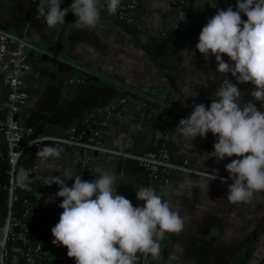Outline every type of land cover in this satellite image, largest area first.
I'll return each instance as SVG.
<instances>
[{"label":"crops","instance_id":"0c3cea01","mask_svg":"<svg viewBox=\"0 0 264 264\" xmlns=\"http://www.w3.org/2000/svg\"><path fill=\"white\" fill-rule=\"evenodd\" d=\"M44 2L40 5H46ZM181 5V0H139L136 26L118 22L97 5L101 13L97 27L76 30L72 13L63 24L50 29L42 17H37V9L29 8V0H0V27L24 35L33 44L28 50L31 68L23 79L28 99L19 114L22 125L31 130V136L25 139L36 137V133H67L82 115L119 102L125 96L123 89H128L139 95L126 96L129 100L110 126L107 143L114 149L138 154L159 144L165 111L153 104L166 101L177 114L171 121L174 134L169 141L173 162L187 159L193 169L204 174L175 173L165 185L152 181L132 159L96 154L91 166L93 176L97 175L96 168L115 171L117 194L124 195L133 206L144 203L137 200L135 189L151 184L184 218V228L179 233H165L159 241L158 258L151 257L146 264H264V192L247 203L229 202L226 194L232 181L225 165L236 157L204 160L202 156L214 150L213 134L191 141L175 131L179 120L192 111L193 103L210 105L224 78L235 82L230 73L215 71L214 56L205 59L195 48L207 20L218 8L235 7V0H185L184 17L174 26L173 16ZM55 43L61 47L60 59L74 71L40 58ZM224 58L228 60L226 54ZM212 74L215 79H211ZM184 87L192 88L196 95L184 96ZM239 88L245 103L253 99L251 85L241 84ZM7 93L0 76V114ZM255 103L259 107V102ZM150 108L147 116L145 110ZM46 146L56 148L59 155L42 157L39 153ZM73 154L71 149L43 141L30 145L17 165V173L26 170L32 181L36 206L47 225L44 244L48 250L67 248L52 243L51 228L63 211L58 206L63 198L54 196L58 185H44V181L63 175L66 169L74 175L77 167ZM5 167L4 140L0 137V223L7 201ZM209 173L215 179H210ZM66 183L71 186L73 181ZM49 197H54V202L46 203ZM135 264H141L138 258Z\"/></svg>","mask_w":264,"mask_h":264},{"label":"clouds","instance_id":"9594fccd","mask_svg":"<svg viewBox=\"0 0 264 264\" xmlns=\"http://www.w3.org/2000/svg\"><path fill=\"white\" fill-rule=\"evenodd\" d=\"M63 3L64 0H47L46 5L37 7V17H42L50 29L63 24L68 13L75 17L72 26L76 30L97 27L101 16L99 0H71L68 7H62ZM120 3L121 0H107L108 12L115 14ZM195 48L205 59L214 56L215 71L230 73L235 82L224 78L210 105L193 103L192 111L179 120L175 131L191 141L213 134L214 150L202 157L217 161L236 157L225 165L232 181L226 198L232 203H247L264 192V0H235V7L218 8L202 27ZM211 79H215L213 74ZM241 84L251 85L253 99L246 103ZM181 91L184 96L196 95L192 88ZM39 154L44 158L59 155L52 146ZM94 171L97 175L91 180L73 178L67 169L63 175L45 179L44 185L59 186L54 196L63 198L58 205L63 211L51 228L52 243L66 246L67 256L75 258V264H135L138 254L158 258L160 239L165 233H179L185 226L184 218L169 200L157 194L153 185L135 189L137 200L144 203L133 206L124 195L117 194L115 171ZM210 179L205 182L207 187ZM68 180L73 181L71 186ZM15 183L27 188L29 173L20 169ZM49 202H54V197L46 200Z\"/></svg>","mask_w":264,"mask_h":264},{"label":"built area","instance_id":"2783aa9c","mask_svg":"<svg viewBox=\"0 0 264 264\" xmlns=\"http://www.w3.org/2000/svg\"><path fill=\"white\" fill-rule=\"evenodd\" d=\"M41 1L47 0H29V7L35 10ZM71 0H68L70 5ZM139 0H121V3L115 14L110 13L118 22L129 26L138 25L137 6ZM98 5L107 11V0H99ZM67 7V6H63ZM68 13L66 16H69ZM184 17L182 10H177L173 16L172 25L177 26ZM33 44L24 35H16L0 27V76L8 93L3 112L0 114V137L4 140L6 153L5 167V189L7 201L5 213L0 224V257L3 258V264H9L14 259V264H75V258L67 256V250H48L41 240H33L29 231V225L19 219L13 212L12 204L16 200L15 177L17 174V165L24 151L30 145H39L43 141H51L58 147L68 148L74 151V163L77 171L73 175L81 176L83 180L94 179L92 173L93 157L96 154H107L122 158H128L136 161L139 167L145 171L152 181H160L167 185L175 173H193L203 175L202 171L193 169L188 160L180 163H174L169 150V141L174 131L171 121L175 118L174 114H163V123L160 133V142L156 147L146 149L138 154L125 152L110 147L107 143V137L110 126L116 116L125 109L129 97H122L119 102L105 108L92 110L87 115L91 119H84L82 122V134L76 136L75 125L71 127L65 136H46L37 135L30 139L31 130L22 125L19 114L25 106L28 93L24 88L23 79L31 66L28 61V50ZM163 110V107H159ZM150 112L152 109H149ZM85 135V137H83ZM211 133H208L210 136ZM27 204V201H24ZM27 213V211L25 212ZM32 221L36 225L37 234H40L45 222L37 213L30 214ZM13 241L19 242L25 247L20 254L11 253L9 244ZM43 255L45 257H43ZM151 256L138 254L141 264L149 262ZM49 262V263H47Z\"/></svg>","mask_w":264,"mask_h":264},{"label":"trees","instance_id":"16d2710c","mask_svg":"<svg viewBox=\"0 0 264 264\" xmlns=\"http://www.w3.org/2000/svg\"><path fill=\"white\" fill-rule=\"evenodd\" d=\"M181 3L183 5H181L180 9L183 10L184 9L183 7H185L184 6L185 0H181ZM63 6H67V7L69 6L68 0H64L62 7ZM180 9H178V10H180ZM123 93H124L123 95H125V96H130V95L137 96V95H139L137 92H133V91L128 90V89H123ZM146 101H148V100L146 99ZM148 105H151V102L148 103ZM153 107H158V108L163 107V109L166 113L174 114V115L176 114L175 110L166 104V101L164 102V104H160V105L159 104H153ZM90 112H88V113H90ZM145 113L147 116L150 115V110L146 109ZM87 118L91 119L92 116H90V115L88 116L86 113L78 119L76 124H79L81 126V128L78 130V132H74V134L76 136H79L82 134V131H83L82 122L84 119H87ZM83 137H85V135H83ZM149 149H151V148H149ZM15 193H16V200L12 204V209H13L14 214L19 219L23 220L24 222H26L29 225V231L33 237V240H41L44 243L46 236H47V225H46L45 219L43 218L42 214L38 210V207L36 206V199H35L34 194H33V184H32L31 179H30L29 186L27 188L22 189L16 185ZM25 200L27 201V204L24 203ZM26 211H27V213H25ZM31 213H37L38 216L43 220V222H45V226L43 227L40 234H37L36 225L34 224V222L31 219V216H30ZM9 248H10L11 253H13L14 255L20 254L25 249V247L23 245H21L19 242H16V241L11 242L9 244ZM43 257H45V256L43 255ZM47 263H49V262H47ZM9 264H14V259L10 260ZM53 264H57V263L54 262Z\"/></svg>","mask_w":264,"mask_h":264},{"label":"water","instance_id":"95a60500","mask_svg":"<svg viewBox=\"0 0 264 264\" xmlns=\"http://www.w3.org/2000/svg\"><path fill=\"white\" fill-rule=\"evenodd\" d=\"M49 50H50V52H43L41 54L40 58L42 60H48L49 62H51V63H53L55 65H58L60 67H64L66 69L68 68V69H70L72 71L75 70V68L73 66L69 65L68 63H66V62H64V61H62L60 59V56L62 54L60 52L61 47H60V44L59 43H55L52 46V48H49ZM75 127H76V130L77 131L81 128V126L79 124H76ZM36 134L38 135L39 133H36ZM65 134H66L65 131H63V130L62 131L57 130L55 132V135H51V136H59V137H62V136H65Z\"/></svg>","mask_w":264,"mask_h":264},{"label":"rangeland","instance_id":"374dc122","mask_svg":"<svg viewBox=\"0 0 264 264\" xmlns=\"http://www.w3.org/2000/svg\"><path fill=\"white\" fill-rule=\"evenodd\" d=\"M42 2H44V1H41L40 3H42ZM45 3V2H44ZM40 5V4H39ZM30 8V7H29ZM37 9V8H36ZM29 61V60H28Z\"/></svg>","mask_w":264,"mask_h":264}]
</instances>
